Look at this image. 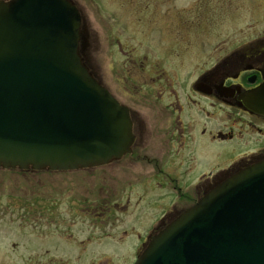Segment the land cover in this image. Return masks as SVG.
Listing matches in <instances>:
<instances>
[{
	"label": "water",
	"instance_id": "obj_1",
	"mask_svg": "<svg viewBox=\"0 0 264 264\" xmlns=\"http://www.w3.org/2000/svg\"><path fill=\"white\" fill-rule=\"evenodd\" d=\"M80 42L71 1H0V167L77 170L130 151L128 109L94 78ZM137 264H264V160L218 183Z\"/></svg>",
	"mask_w": 264,
	"mask_h": 264
},
{
	"label": "flooded vegetation",
	"instance_id": "obj_2",
	"mask_svg": "<svg viewBox=\"0 0 264 264\" xmlns=\"http://www.w3.org/2000/svg\"><path fill=\"white\" fill-rule=\"evenodd\" d=\"M71 1L79 8L83 18L84 13L79 0ZM251 1H256L252 5L254 17L263 16L264 0H261L263 2ZM132 2L140 3L139 18L136 22L142 24L141 32L146 34L150 26L157 34L166 33L168 46L162 50V53H158L156 50L147 49L143 43L144 54L136 63L137 67L144 71L146 66L151 65L153 69L149 70L148 75L145 74L141 81L129 79L128 76H132V73L126 72L127 76L124 79L126 82L122 89L117 78H114V84L110 87L96 72H93L120 103L129 108L133 136L130 153L98 168L108 167L115 171L118 166H124L125 169L143 166L145 173L133 174V179L144 178L140 179V184H137L135 188L138 189V186L143 185L146 186V190L154 188L155 197H162L160 194H164L163 190L166 189L169 192L166 195H170L174 200V206L164 209L161 217L153 222L151 227L144 232L142 230L139 242L131 243L138 236L137 228L142 224L143 218L140 211H135L133 220L136 223L131 221L130 228L136 229V233L131 235L129 230L124 231L129 238L117 243L120 249L116 254L80 255V258L77 257L79 261L88 259L100 261L99 264H109L111 261L113 264H136L152 237L205 196L217 181L264 159V115L255 112L249 106L251 102H264V30L251 35L252 37L247 41L237 40L224 45L225 42L222 40L220 44L224 46H216L217 41L214 42L213 39L217 40L226 36L228 31L220 30V25L217 21L212 22V17L211 21L204 22L203 26V20L196 18L197 1ZM115 4L117 5V2ZM209 7L213 10V5L210 4ZM125 11H129L128 7ZM208 12L209 8L206 13ZM221 14V18L227 17L226 13ZM132 15L134 19L137 17L135 11ZM236 18H239L238 14ZM95 33L99 39L100 31L95 30ZM99 41L95 42L96 46L100 45ZM96 46H94L95 51H99L101 47L96 49ZM88 49L89 44L86 52ZM128 49V46L118 41V50L121 53L127 55ZM81 51H83L82 48ZM113 56V62L117 64L120 54L114 52ZM171 59H176L175 66L170 62ZM141 91L144 92L139 95ZM199 140L208 141L211 144H235L243 148L237 153V160L232 162L229 169L214 175L198 169L199 158L203 154L202 150L197 155L196 145ZM200 171L199 176L195 178ZM191 178L197 181L190 190H187L182 185V181H188ZM0 191L3 198V180H0ZM106 198L110 201L112 197ZM139 200L143 201L141 196ZM158 201L162 202L159 199ZM70 207L74 210L79 209ZM93 207H100L92 214L101 218L100 222L104 224L101 230H105L109 224L105 221L111 222L115 212L119 210L122 212L121 209L129 208L119 204L114 206L102 204V206ZM88 211L90 212L91 209ZM53 213L55 212L48 213L49 216L46 218L48 223L60 220L58 215L52 216ZM3 214L4 212L0 214L2 221ZM139 220H141L140 224ZM102 239H105L104 236L97 241ZM95 240L89 239V243ZM112 240L116 243L115 238ZM128 245L129 247L126 248ZM75 247L78 250V247ZM124 249H130L131 252L123 254Z\"/></svg>",
	"mask_w": 264,
	"mask_h": 264
},
{
	"label": "rangeland",
	"instance_id": "obj_3",
	"mask_svg": "<svg viewBox=\"0 0 264 264\" xmlns=\"http://www.w3.org/2000/svg\"><path fill=\"white\" fill-rule=\"evenodd\" d=\"M132 1L155 0L78 1L82 5L84 28L90 33V42L92 38L87 60L93 71L106 85L112 87L114 78H117L120 89L126 82L124 81L127 76L126 72L131 71L132 73V76H128L129 79L141 81L143 76L153 69L151 65L146 66L144 71L137 67L136 63L141 60L144 54L143 43L147 49L156 50L158 53H162V50L168 46L166 33L157 34L150 26L146 34L141 32L142 24L136 22L139 18L140 3ZM181 1H197L196 18L203 20V26L204 22L209 23L212 17V22L217 21L220 30L228 31L226 36L217 38V40L213 39L214 42L217 41L216 46L229 45L243 39L247 41L252 37L251 35L264 30V15L254 17L252 5L256 1ZM128 4L129 6H127ZM210 4L213 5V10L210 9ZM127 7L129 11H125ZM208 8L209 15L206 13ZM222 9H224L223 12ZM134 11L137 15L135 19L132 15ZM212 12L213 16H211ZM221 13H226L227 17H223L229 21L221 18ZM237 14L239 18H236ZM162 26L164 27V25ZM95 30L100 31L99 39ZM97 40H100V45L96 46ZM222 40L225 42L224 45L220 44ZM118 41L124 46H128L129 53L127 55L118 50ZM94 46L96 49L100 46L101 49L95 51ZM114 52L120 54L117 64L113 62ZM170 62L175 66L176 59H171ZM143 92H139V95H142ZM200 140L196 145L197 155L202 150L203 154L200 155L198 169L214 175L229 169L232 162L237 160V153L241 152L243 148L235 144H211L208 141ZM201 142L206 143L202 144ZM143 169V166L129 169L118 166L115 171L107 167L61 173L18 169L0 170V180H3V198L0 191V214L4 212V219L0 220V264H99L100 261L88 259L79 261V256L116 254L120 249L117 243L129 238V235H125L124 231L129 230L131 235L136 233V229L130 228L131 221L135 222L133 220L135 211H140L143 218L141 219L142 224L139 220L138 236L131 243L139 242V235H142L146 229L152 226L153 222L161 217L164 209L174 206V200L170 195H166L169 194L166 189L163 190L164 194H160L162 197H155L154 188L146 190L145 185L138 186V189L135 188L137 184H140V179L144 178L133 179V174L145 173ZM201 171L197 172L195 178ZM195 178L182 181V185L190 190L197 181ZM139 196L143 199L142 202L139 200ZM106 197L112 198L109 201ZM158 199L162 202H159ZM102 204L108 206L119 204L123 207L129 206V208L121 209L122 212L120 210L115 212L111 217V222L105 221L106 224L109 223L105 230H101L104 224L100 222L101 218L92 212L100 208L93 206H102ZM70 206L79 209L74 210ZM89 209H91L90 212ZM51 211L55 212L52 216L58 215L59 221L52 223L46 221L48 213ZM143 212L145 213L143 214ZM102 236L105 239L97 241ZM93 238L96 240L90 244L89 239ZM112 238L116 239V243ZM73 245L77 246L78 250ZM128 247L129 245L126 248ZM125 252L128 254L131 251L124 249L123 254ZM77 257L79 258L77 259ZM109 264H113L112 261Z\"/></svg>",
	"mask_w": 264,
	"mask_h": 264
},
{
	"label": "bare ground",
	"instance_id": "obj_4",
	"mask_svg": "<svg viewBox=\"0 0 264 264\" xmlns=\"http://www.w3.org/2000/svg\"><path fill=\"white\" fill-rule=\"evenodd\" d=\"M83 26H84V25L82 24V31H83V33L85 34L87 41H88L89 43H92V38H91V42H90V33H89L87 30H85V28H84ZM88 52H89V50H88L87 52H86V50H85V51H84L85 55H87ZM86 53H87V54H86Z\"/></svg>",
	"mask_w": 264,
	"mask_h": 264
}]
</instances>
